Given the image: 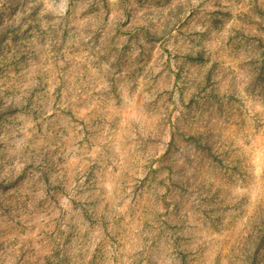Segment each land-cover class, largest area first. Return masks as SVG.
<instances>
[{"label":"rangeland","instance_id":"374dc122","mask_svg":"<svg viewBox=\"0 0 264 264\" xmlns=\"http://www.w3.org/2000/svg\"><path fill=\"white\" fill-rule=\"evenodd\" d=\"M0 264H264V0H0Z\"/></svg>","mask_w":264,"mask_h":264}]
</instances>
